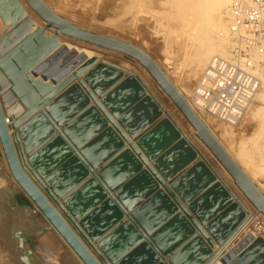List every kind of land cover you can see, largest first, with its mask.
Segmentation results:
<instances>
[{
  "label": "rangeland",
  "instance_id": "1",
  "mask_svg": "<svg viewBox=\"0 0 264 264\" xmlns=\"http://www.w3.org/2000/svg\"><path fill=\"white\" fill-rule=\"evenodd\" d=\"M21 1H23L25 8L30 10L28 14L31 17L28 16V19L35 21L39 25L37 28H45V21L29 8L24 0ZM43 2H45L56 14L64 17L75 25L93 32L127 41L142 49L153 59L157 66L161 68L177 90L191 100L193 87L202 69L212 56L226 52V43L228 41V11L233 0H218L214 6L210 3L211 0H43ZM200 10L201 12L205 11V16L202 18L201 22H199L198 19V12L201 13ZM206 10L209 13L207 12L206 14ZM203 23L204 25H202ZM53 32L54 28H49L46 30V35H52ZM57 37L58 40L63 41L64 39V42H72L71 44L73 45L79 43L77 46L80 45V47L87 46L89 49L91 48V50L96 53V55H94L96 63L91 66L92 69L95 66H102L105 69H109L113 73H116V75L118 74L113 81H120L119 83L129 81V83L137 89L138 95L128 96L127 100L129 103L126 106L120 108V106L115 104L125 98L120 97L116 99L117 102H113L112 108H110L111 106H107L104 103L103 98L106 96V93L114 89L116 83L114 84L113 81L110 82V84L113 83L111 89L104 92L105 94H102L105 89H108L107 87L96 92L86 80L85 82L83 81L85 87H87L92 92L91 94L97 98V101L99 100V103L103 105V109H105L110 116L108 118L98 104L91 98L92 96L88 95L84 85L80 83V80L82 78L84 80V76L90 70H85L78 78L74 79L73 82L78 83L80 91L83 93L82 95L89 96V104L94 105V108L105 119V123L101 125L99 131H97V135L92 136L93 140L95 139L99 142L100 148H107L108 144L114 142L122 143L126 134L131 139V142L133 141L135 143L142 135L150 131L156 123L167 122L170 126V134L165 139L166 141L169 139V143L152 144L147 149L139 148V153H141L143 158H141L140 155L138 156V154L136 155L132 149V145L126 142H123L125 144L122 149L128 151V162L136 165V170L131 175L140 176V178L145 181L149 179L153 181L151 185L153 184L154 187L150 195L157 194L156 197L159 198V204L157 203V209L159 210L157 223L169 225L168 229L173 233L187 228L189 225L192 226V235H197L202 240V246H200L198 254V260L200 261L198 264H211L215 257L221 255L223 249V251H225L229 247L233 242L231 240L234 237L237 238L236 236H238V233L240 234L239 229H241V227L239 225L246 217L248 216L251 220H253V217L256 218L257 210L235 186L231 176L222 168L204 143L194 134V128L191 124L138 61L124 53L73 39L67 35L59 34ZM0 45H2L0 46L1 52L6 45ZM205 47L209 49L210 52L201 54L200 50ZM62 54L63 53L60 52L53 57L52 61H55L54 64L56 68L60 67V65L68 66V64L72 63L74 60V58L70 57L72 53L69 50H67V53L65 52V54ZM65 55H67V57ZM98 81L99 79H97L96 83ZM1 87L2 79H0V93L2 95L3 92ZM17 100L16 97L13 98V102H17ZM195 109L197 108L195 107ZM4 112L8 121L11 122L14 117H9L8 107H5ZM163 113L166 115L162 116ZM199 113L201 120L219 143L221 142L234 158L237 157L238 161L242 162L255 173L257 184H264V83L246 113L241 115L234 123H226L208 116L205 113ZM121 120L124 121L121 122ZM153 124L155 125L152 126ZM10 130L12 132L14 128ZM68 149H71L69 144ZM169 153L173 154V156L169 155ZM201 154L203 155L201 156ZM70 158L75 162L68 165V167L65 168L66 171L64 170V176L67 177V179L71 180L73 177L77 176L78 174L76 173L81 167L83 169H89L88 172L91 173V176L88 178L86 175L83 181L87 182L90 178H96L99 170L92 166L88 167L90 162L86 155L80 152V149H76V151L72 149V152L64 159V162L68 159L71 160ZM168 162L169 165L166 167L165 164ZM3 163L5 164L3 155L0 151V169L5 171L4 167H6V164L4 165ZM198 163H201L210 171L206 173L207 176L201 180L202 182L208 183L204 184V187L202 186L200 189H196L195 195L184 197L176 192L174 183L172 182V175L179 172L183 166L193 164L192 167H194V165ZM209 163L212 167H210ZM168 173L171 174L168 175ZM179 174L180 173L176 174V176H179ZM131 175L123 179V184L121 186H124V184L133 178ZM156 175L159 176V178ZM221 178L224 182H222L223 180ZM65 181L66 180H64V182ZM225 183L241 201V206L240 204H236L233 197H229L231 193ZM215 185L220 188L217 187L218 189H216ZM166 187H169V189L181 199L185 207L189 209L191 213V206L201 207L200 209L203 208L202 213H200L201 217L197 218H199V223L203 222L206 224L204 229L210 240L197 230V227L180 208ZM107 188L106 198H110L113 204V210L117 211V214H121L115 223L118 222L122 224L131 222L133 210L123 205V202L116 197L114 190L109 187ZM261 190L262 193H264V185ZM17 191L23 201L31 208H34V206L28 202L22 191L18 188ZM225 192H227V194H225ZM224 196H226L225 199L227 202H224ZM146 200L148 199H143L139 205ZM243 206L246 207L249 212H246V214L238 213L240 207L243 208ZM37 213L38 217H41L38 211ZM236 213L238 214L236 215ZM192 214L195 217L194 213ZM214 223L219 225V228L217 227L215 229L216 231L212 230L213 227H216L213 226ZM204 224H201V226H204ZM195 229L196 233L194 231ZM49 231L50 230L47 229L46 232ZM148 235L150 237L144 242H147L153 252H156L157 255L164 260L167 254L162 253L160 247L152 239L151 233H148ZM258 236L261 238V241L264 240V232H259ZM92 251L94 252L95 250L92 249ZM94 254L98 256L97 252H94ZM239 255L240 254L237 253L234 254L233 257L231 256L232 260L230 259L231 261L226 264H232ZM170 257L171 256H168L166 260L168 261ZM248 263L244 262V264Z\"/></svg>",
  "mask_w": 264,
  "mask_h": 264
},
{
  "label": "water",
  "instance_id": "2",
  "mask_svg": "<svg viewBox=\"0 0 264 264\" xmlns=\"http://www.w3.org/2000/svg\"><path fill=\"white\" fill-rule=\"evenodd\" d=\"M24 1L43 21H45V28L43 29L37 28L30 32V24L31 22L33 23V21L31 22L23 21V22L15 23L17 18L18 17L20 18L24 12L21 3L19 2V0H0V11H1L0 16L3 21L5 22L9 21L11 25L13 24V28L10 30V34L14 36V41L11 40L10 43L8 42V34L4 35L0 39V44L3 43L4 45H6V47L7 45L10 44L12 45L10 48L7 47L4 53L2 52L3 54L0 56V70L3 72V74L7 77V79L11 83L10 86L11 92L25 108V111L19 114L13 121L12 123L13 128H16L17 126L25 122L31 115H33L38 110L39 107L43 106L45 103L50 101L56 94H58L61 90H63L67 85L72 83L74 79L78 78V76L82 72H84L85 70H89L91 66H93L96 63V58L90 57L86 59L84 62H82L79 66L74 67L73 69L69 67H71L74 63L69 65L67 69L69 68L70 71H68L65 77H63L52 88L47 82L40 80H33L31 78L32 76L29 74V70H32L37 65L45 66L47 64L46 61H44L45 56L53 54L59 49L58 47L59 40L57 37L59 34L67 35L73 39L81 40L87 43L94 44L99 47L124 53L127 56L138 61L147 70V72L151 75V77L154 79L156 84L169 97V99L173 102V104L177 107V109L183 114V116L194 128V134L204 143V145L212 153L215 159L222 165V167L231 176L233 183L236 185V187L243 193V195L247 198V200L256 209H258L264 214L263 193L257 188V186L253 183V181H251V179L243 172V170L233 160V158L229 155V153L225 150V148L219 143V141L215 138V136H213V134L207 128L205 123L199 118V116L195 113V111H193V109L187 103V101L182 96V94L177 90V88L168 79L165 73L157 66V64L147 53H145L142 49L138 48L137 46L127 41L114 38L111 36H107L102 33L93 32L69 22L62 16L56 14L45 2H43V0H24ZM11 11H12V15L10 14ZM10 16H12V19L10 18ZM49 28H54V32L52 35H46V30ZM59 53H56L54 57ZM92 70L94 71V72L91 71L92 75L90 74L91 73L90 71L87 73L86 76L89 78L86 81L96 91L99 88L102 89V86L104 84H105L104 87H107L108 90L111 89L113 83L114 84L116 83L114 89L117 86L119 87L115 92L113 91L114 89H112V91L110 92H114V93L111 95V97L108 96L107 100H104V103L107 106H111L110 108H112L113 102H117L116 99H119L120 97H125V98L115 104H117V106H120V108H122L123 106H126L129 103V101L127 100L128 96L138 95L137 89L133 87L132 84L129 83V81H125L123 83H119L120 81L118 82L113 81V79H115L118 74L116 75V73H113L109 69H105L102 66H95ZM97 79H99V81L96 83ZM112 81L113 83L110 84V82ZM80 83H82V85H84L85 87V83L83 81H80ZM85 88L86 91L88 92V95H91L93 97V94H91L92 92L87 87ZM106 90L107 89H105V91ZM74 92L77 94L78 100L80 101L86 100V96L82 95L83 93L80 91V87L74 89ZM107 95L108 93H106V96ZM73 100L69 98L67 100H64L61 104L58 105L60 106L58 112L61 116V119L64 116L66 117V115L69 114V111H71L70 107L71 104L74 102ZM97 104L102 109L104 114L109 118L110 116L107 113V111L103 109V105H101V103L99 102H97ZM86 110L88 111V116L83 117V122L85 124L83 125L84 127H82L80 130L79 128L78 130L77 129L76 130L73 129L69 131L66 130L69 127V124L73 123L75 119L69 121L66 118L62 119L64 120L63 124L65 123L66 124L65 127L63 128V130L65 129V133L61 134L60 132L61 135L59 134L57 137L59 138L58 142L60 143L59 144L60 147H56V149L52 148V146L51 148L48 147V152L44 154V157L46 159L51 160L50 157H54L55 161L59 163L57 170L54 172V175L57 176V173L58 175L59 174L60 175L57 181L53 182L52 188H58V189L66 188L67 185L72 181V179H75L80 174L83 175L85 171L89 170L87 168L83 169L81 167L79 171L76 173L78 175L73 177L71 180L67 179V177L64 176L65 168L68 167V165H71L75 162L71 158H70L71 160L68 159L64 162V159L68 157V155L72 152V149L74 151H76V149H80V152L86 155L87 159L90 162L88 164V167H91L94 166L97 159H99L100 156H102L103 151L106 150L110 151L111 147L117 146L118 144L121 145L120 144L121 142L120 143L114 142L112 144H108L107 148H103V147L100 148L99 142L95 139L94 141L92 136L97 135L98 133L97 131H99L101 125L105 123V119L95 108L90 109V107H87ZM122 121L124 120H121V122ZM161 123L159 124L156 123V125L159 126ZM167 125H168L167 122H163V124H161V126L159 127V131L161 133H159L158 135L157 133H154L150 136H146V134L142 135L141 137L145 139L143 143H142L143 140H141L142 143L141 148L147 149L152 144L156 145L163 142H164L163 144H168L169 139L168 141H166L165 139L170 134V130H169L170 126ZM166 126H167V131L165 130ZM36 128L38 127H35L34 129ZM51 132L48 133L43 139L38 141L35 145L30 147V149L26 150L25 152H27L28 154L32 152L31 154H33V152H35V150L41 147L44 143L52 140L55 136H57L55 134L53 135ZM80 132H82V134ZM26 134L29 137H32L33 135V133H26ZM14 137L16 144L20 145L19 135L15 133ZM36 137L37 135L33 136L32 140L33 141L36 140L37 139ZM68 144L71 146V149H68ZM0 146L4 157L3 159L7 164L9 172L13 177V179L23 190L22 193L27 198L28 202L34 207H36L38 209V212L46 218L48 223H50L58 231V233L62 236V238L66 241V243L74 250V252L77 254V256L81 259V261L84 264H101L97 259V257L95 256V254L87 247V245H85L81 237H83L85 241H87V243L91 246V248L95 250L94 245L91 243L89 239V236L91 235V232L94 231V229H96L97 227L99 228V226L100 229H102V224H103L102 222L105 220L112 221V225H116V224L121 225V223L118 222L115 223L117 221V218L121 214H117L116 213L117 211L113 210V204L110 198H106L105 199L106 201H104L106 204V210L105 207H103L104 205L103 202L101 205H97L98 202L96 200L98 196H101L104 193L106 194L108 189L107 187H109L110 189L115 191V194L119 192L118 194H116V197L123 202V205L125 207L129 208L127 205V199L125 193L123 191L128 192L126 191V189H128L126 188V186H128V184H131L133 186L135 185V183H131L132 180H130L126 184H124V186L121 185L119 186V184H123L122 182L123 179L131 175L136 170V165L128 162V157H127L128 152L125 153V157L129 165H131L132 173L129 170L125 169V172L122 171L123 175L119 176V174H117V178H116L117 183L115 182V180L111 181V183H113V186L112 184L106 183L104 181V175L103 176L102 174L99 175L100 170L105 165L104 164L100 167V169H98L99 172L96 178H90L87 182H85L83 181L86 176L84 173V176L79 183L80 187L77 186L73 191L68 193L71 190V188H73L71 187L68 191H66L61 195L63 197V200H65L72 194L76 193L78 190L80 189L83 190L85 185L87 186L90 183L88 185L86 192L85 193L83 192L84 194H86L85 196L87 195L89 196L88 197L89 199L84 200L85 196H80L81 194H78L76 196L77 197L76 200L74 199L70 201L69 208L66 209L65 207H61L59 205V207L63 211V214L69 218V220L75 227L76 231L81 235L80 237L79 234L67 223V221L63 218V216L55 209L51 201L45 196V194L41 191V189L37 186V184L33 181V179H31V177L25 172V170L21 166L19 156L17 155V150L15 149V143L13 141V137L9 132V127L7 125V118L5 116V113L3 112L1 102H0ZM121 149L122 147L118 148L114 152L115 155H113L114 154L113 153L110 156L112 158L111 161L125 151ZM137 154L140 155L141 158H143L141 153L137 152ZM169 155L173 156V154L171 153H169ZM20 156L23 160H25V157L22 154V152H20ZM193 164H191L189 168L186 169L184 172L180 173L179 176H176L178 172L175 175H172L173 178L172 182L174 183V188L176 192L183 195L184 197L188 195L189 196L195 195L196 189H200L204 184L208 183V182H202L201 180L205 176H207L206 173H209L210 171L206 167H204L201 163H198L194 165V167H192ZM165 165L166 167H168L169 162L166 163ZM25 166L28 169V171L33 175V177L39 181L41 187H43V189L47 192V194L51 196V199H53V201L56 202V199L52 194V192L48 189L47 185H45L42 181H40L39 176L31 168V166L28 163H25ZM191 169H192L191 174L193 176L184 177L183 174H185L188 170ZM170 174L168 173V175ZM137 177H138V181L142 180V182L137 183V187H139L141 192L144 194H146L147 191L152 192L154 186L153 184L151 185V183H153V181L151 179L145 181L144 179L140 178V176ZM157 177L159 178V176ZM183 177L184 180L181 179ZM64 180H66L67 182L66 181L64 182ZM217 187L219 186H216L215 188L218 189ZM166 188H168V192L170 193V195L174 198V200L177 202L180 208L185 212V214L191 219V221L197 227V229L201 231V234L206 236V238L210 240L209 236L205 232V229L201 227V224L198 221L199 218H197V217H201L200 213H202L203 208L200 209L201 207L198 208L191 206L192 213H194L196 217L195 218L193 214L189 211V209L185 207L181 199H179V197H177L175 193H173V191L169 189V187ZM121 192L124 193V195L121 194ZM156 195L155 194L152 195V198L147 200V202L149 201L148 203L150 204L153 203L152 206L153 208H155L151 214L146 213L144 217H140V213H138V211L140 208H144L145 206H147L145 205L146 201L144 203H141L137 207L136 204L135 205L136 208L133 209L132 212V217H131L132 221L125 223H129L130 225L137 226L138 231H140L142 227L143 229H145L147 224H160L157 223L159 216L157 203L159 198H157ZM225 197L226 196H224V202H227ZM29 208L31 207L27 205V209ZM31 209L32 211L37 212L34 208ZM74 209L76 213L80 214V217L82 218V220H79L80 223L75 220V217H73L72 212L74 211ZM88 211H90V213L89 215H86L87 214L86 212ZM168 226L169 225H167V228L159 230L156 233H151L149 232V230L147 231V228L145 230L147 233H151L152 239L160 247L162 253L169 254V256H171L169 259L171 264H198L200 262L198 260L199 259L198 254L200 251V246H202V241L199 243V245H197L196 250L195 248L193 249L189 247L191 248L190 256L191 257L193 256L191 258L192 261H190L189 258H185L180 251V249L183 248V246L187 245L190 240H193L197 236V235H192L191 226L189 225L187 228L179 230L176 233L175 232L173 233L170 229H168ZM213 226H216L212 228V230L214 231H216L215 229L217 227L219 228V225L216 223H214ZM47 228L48 226L45 225L42 228V230ZM111 231H114V229ZM100 234L101 233H99L96 236L99 238ZM126 235L127 234H124L123 237H125ZM167 241H169L170 244L173 246L172 247L170 245L172 249L171 248L169 249V247L167 246L166 244ZM117 242L118 240L115 242L114 247L118 245ZM251 243L245 245L241 249V251H239L240 253L238 252V254L240 255L232 262V264H244V262L247 263L249 262L250 264H264V245L262 246L261 243L258 241V243L249 246ZM125 244L126 247L129 244V242ZM141 244L140 246H137L136 250H133L131 252L132 253L131 255L128 254L129 256H125L121 260H119V263L120 264H149L150 262L156 263L157 258L155 252H153L151 247L147 245L145 242H142ZM166 246L167 249H169L168 251L167 250L165 251ZM175 247H177L178 250H175ZM111 248H109V250ZM141 248L142 249L145 248L149 251L151 250V252L147 251V253L144 252L143 254L142 251L144 250H142ZM101 250L103 251V254H105V256L109 259V253H108L109 250L106 251V253L104 252V249ZM178 251H179V255L176 257V255L174 254ZM95 252H97L98 255H100L99 251L95 250Z\"/></svg>",
  "mask_w": 264,
  "mask_h": 264
},
{
  "label": "bare ground",
  "instance_id": "3",
  "mask_svg": "<svg viewBox=\"0 0 264 264\" xmlns=\"http://www.w3.org/2000/svg\"><path fill=\"white\" fill-rule=\"evenodd\" d=\"M217 1L218 0H211L210 3L212 4V6H214L217 3ZM19 2L21 3V5L23 7L24 12H23V14L21 15L20 18L19 17L17 18L16 22L15 21H13V22H15V23H19V22H23V21L31 22L32 20H29L28 19L29 17H31L28 14V12L30 13V10H28V9L25 8L23 1L19 0ZM200 12H201V10H200ZM204 12L203 11L201 13L198 12V14H199L198 15L199 22H201L202 18L205 16L204 15ZM207 12L208 11L206 10V14H207ZM0 13H1V11H0ZM10 14L12 15V11L10 12ZM10 18L12 19V16H10ZM207 19H208V17H207ZM41 25H43V24H41ZM202 25H204V23ZM38 26L39 25L35 21H33V23L31 22V24H30V32L33 31V30H35V29H37ZM12 28H13V24L11 25L9 21H7V22L3 21L2 18H1V16H0V35H1L0 36V39L4 35L8 34V42L10 43L11 40L14 41V36H12L10 34V30ZM200 28H202V27H200ZM215 34H216V32H215ZM5 41H7V40H5ZM15 42H16V40H15ZM71 43L64 42V39H63V41L62 40H59V46H58L59 49L57 50L58 52L56 51L53 54H50L48 56H45V58H44L45 60L44 61H46L47 64L45 63L46 64L45 66H38L37 65L32 70H29V74L32 76L31 78L33 80H40V81L47 82V83H49L50 87L52 88L63 77H65V75L67 74V72L70 71L69 68H72L73 69L74 67L79 66L86 59H88L90 57H94V55H96V53L93 52L91 50V48L89 49L87 46H81L80 47V45L77 46L79 44L77 42H76L77 43L76 45H73ZM0 46H2V45H0ZM11 46H12L11 44L10 45H7V47H9V48ZM5 48L0 52V56L4 53ZM0 49H1V47H0ZM67 50H69L72 53L71 54L72 56H70V57L74 58V60L72 61V63L68 64V66L71 65V64H73V63L74 64L71 67H69L68 69H67V67H68L67 65L66 66L60 65V67H58L59 69L56 68L55 67V64H54L55 61H52L54 55L56 53H59V52L65 54V52L67 53ZM200 52H201V54H204V53L206 54V53H208L210 51H209V49H207L205 47L202 50H200ZM67 55H65V56L67 57ZM56 69H58V70H56ZM91 69L92 68L89 69L90 72L91 71L94 72ZM89 70H87V71H89ZM92 72L90 73L91 75H92ZM129 72H130V70H129ZM2 74H3L2 71H0V79H2V87L1 88H2V92H3L2 95L0 93V102H1V106H2L3 112L5 110V107H8V112H9L8 115H9V117H14L12 119V121L10 122V121H8V118H7L6 114H5V116L7 118V125L9 127V132H10L11 136L13 137V141L15 143V149L17 150V155L19 156V160L21 162V166L23 167V169L25 170V172L31 177V179H33V181L37 184V186L41 189V191L45 194V196L51 201V203L53 204V206L55 207V209L63 216V218L67 221V223L76 231L75 227L73 226V224L71 223V221L69 220V218L63 214V211L61 210V208L59 207V205L61 207H65L66 209L69 208L70 207L69 206L70 201L71 200H74V199L76 200L77 199L76 196L78 194H81L80 196H85L86 195L84 193L86 192V190L88 188V185L90 183L87 186L85 185V187L83 186L84 187L83 190L82 189L78 190L76 193L72 194L71 196H69L65 200H63V197L61 195L63 193H65L66 191H68L71 187H73V188H71V190L68 193H70L71 191H73L75 189V187L79 186L80 180H82V178L84 176V173H85V175H87L88 178L91 176V173L88 172L89 170L85 171L83 173V175L80 174L75 179H72V181L67 185L66 188H62V189L52 188L53 187V182L57 181V179L59 178V175H60V174L58 175V173H57V176L54 175V172L57 170V167H58L59 163L57 161H55V158L54 157H50L51 160L46 159L44 157V154L48 152V147L51 148V146H52V148H54V149H56V147H60V145H59L60 143L58 142L59 141V138H57V137L60 134V132H61V134L62 133H65V129L62 130L65 127V124H66V123L63 124V121H64V120H62L63 118L68 119V121L75 119V121L73 123H70L69 124V127L66 130H68V131L69 130H73V129H75V130L77 129L78 130V128L80 130L82 127H84L83 125L85 124L83 122V117L88 116V111L89 110L87 109L88 110L87 111L86 108L90 106V109H92V108H94V105H90L89 104L90 98L87 95H85L86 96V100H84V101L83 100L80 101V100L77 99V94L74 92V89L79 88V86H78V83L77 82H72L69 85H67L63 90H61L58 94H56L50 101H48L47 103H45L43 106L39 107L38 110L33 115H31L21 125H19L16 128H14V130L11 132L10 129L13 128L12 127L13 121L15 120V118L19 114H21L23 111H25V108L19 102V100H17V102L16 101L13 102V98L15 96L13 95V93L10 90L11 83L9 82V80L7 79V77L4 74L3 75ZM86 75L84 76V80L82 78L80 81H84L85 82V80H87L89 78ZM104 85L102 86V88L104 87ZM119 86H121V85H119ZM118 88L119 87L117 86L113 91L114 92L117 91ZM99 89L96 92H98V91L101 90V89L100 90ZM104 91L102 92V94L104 93ZM107 91H108V89L105 92H107ZM114 92H109L108 95L106 96L107 98L104 97L103 100H107L108 99V96L111 97V95ZM182 96L185 98V100L190 105V107L193 109V111H195V113L201 119L200 113L198 112L197 109H195V107H194L193 103L191 102V100H189L183 94H182ZM93 97H91V98L97 104V102H99V100L97 101V98L95 96H93ZM69 98H71L72 100L74 99L73 100L74 102L73 103L71 102L72 103L71 104V107H70V110L71 111H69V114L66 115V117L64 116L61 119V116H60V114L58 112V109L60 108V106H58V105L61 104L64 100H67ZM165 115H166L165 113L162 114V116H165ZM161 124H163V122ZM161 124L159 126H157V125L154 126L155 124H153L152 126H154V127H152L150 129V131H148L146 133V136H150V135H152L154 133H157V135L159 133H161L159 131V127L161 126ZM49 125H50V127H49ZM167 126H166V129H165L166 131H167ZM35 127H38V128L34 129ZM229 127H227V128H229ZM50 132L53 135L55 134L57 136H55L52 140L47 141L46 143H44L41 147H39L37 150H35V152H33V154H31L32 152H30L29 154L27 152H25L26 150H29L30 147H32L33 145H35L38 141H40L41 139H43ZM82 132H84V131H82ZM82 132H80V133L82 134ZM15 133L19 135L20 145H17L16 144L15 137H14V134ZM26 133H33L32 137L37 135V137H36L37 139L34 140L35 142L32 140V137L27 136ZM185 135H186V133H185ZM144 139L145 138H142L141 137L137 142L134 143L133 141L131 142V139L126 134V137L124 136V141L123 142H126L129 145H132V147H133L132 149H133L134 153H136V155H137V152L138 153L140 152L139 151V148H141V144L144 142ZM141 140H143L142 143H141ZM123 142L120 143L121 145L118 144L117 146L111 147L110 151H107V150L106 151H103L102 152L103 153L102 156H100V158L97 159V161L94 164V166H92L93 168L100 169V167L105 164L103 166V168L100 170L99 175L100 174H102V176L104 175V181L106 183L112 184V186H113V183H111V181H114L115 180V182H116L117 174H119V176L123 175V172H125V169L126 170H129L132 173L131 165H129V163L127 162V159L125 157V153L128 152L127 150H125L124 152H122L118 157H116L114 160L111 161L112 158L110 156L118 148L123 147V145L125 144ZM223 147L229 153V151L226 149V147L224 145H223ZM0 151L2 153L1 146H0ZM20 152H22V154L24 155L25 160H23L21 158ZM2 155H3V153H2ZM113 155H115V153ZM202 155L203 154H201V156ZM229 155L239 165V167L243 170V172L251 179V181H253V183L255 182L254 184L256 185L258 182L256 181L255 173L250 168L246 167L242 162L238 161V158L237 157L234 158L230 153H229ZM25 163H28L31 166V168L37 173V175L40 178V181H42L45 185H47L48 189L54 195V197L56 199V202H54L53 199H51V196H49V194H47V192L43 189V187H41L39 181L36 180L33 177V175L28 171V169L25 166ZM5 164H6V162H5ZM96 165H99V166H96ZM189 166L190 165L183 166L178 173L184 172L186 169L189 168ZM210 167H212L211 164H210ZM4 168H5V171L3 169H0V187H1L0 194H1L2 191H4L5 194H9V191L11 192V191H13V189H16V188H18L21 191H23L21 189V187L17 184V182L11 176V174L9 172V169L7 167V164H6V167H4ZM192 169L191 170H188L185 174H183L184 177H186V176H193L191 174L192 173ZM131 176H133V175H131ZM217 176L221 177L220 175H217ZM184 177L181 178V179L184 180ZM131 179H132V182L131 183H135V185L132 186L131 184H128V186H126V188H128V189H126V191H128V192H125V191H123V192L125 193V196H126V199H127V205L129 207V209L130 210H133L134 208H136L139 205V203L143 199H150L152 196L150 195L151 194L150 191H147L146 194H144V193L141 192V190L139 189V187H137V183L142 182V180L141 181L140 180L138 181L137 175L133 176V178H131ZM218 180H219V178H218ZM222 182H224V180ZM120 185H122V184H119V186ZM225 185H227V184L225 183ZM257 185H256L257 188L262 192L261 188L263 187L264 184H261L260 183V184H257ZM4 187H8L10 190H7V189L5 190ZM227 188L230 190V193H231V195H229V197H233V199L236 202V204H240V206H241L242 203L238 199V197L236 196V194L233 192V190H231L228 187V185H227ZM227 192H225V193L227 194ZM118 193L119 192H117L116 194H118ZM124 193L121 192V194H123V195H124ZM104 194H102L101 196H98V198H97L96 201L98 202L97 205H101L102 202H103V204L105 205V206L103 205V207H105V210H106V204H105L104 201H106L105 199H106V196H107V192H106L105 195ZM149 196H150V198H149ZM88 197H89L88 195L85 196L84 200L89 199ZM148 202L146 200V204L145 205H147V206H145L144 208H140L139 209L138 213H140V217H144L146 213L147 214H151L154 211L155 208H153V206H152L153 203L150 204ZM135 205H136V207H135ZM34 209L36 211H38V209L36 207H34ZM256 210H257V213L255 212L257 214L256 218L253 217V220H251L248 216H247L248 219L246 217V219L239 225L241 227V229H239L240 230V234L238 233V236H236L237 238L234 237L231 240L233 242L229 245V247L225 251H223L224 249L221 251L222 253H221V255L219 257H215L214 260L212 259L213 261L211 262V264H226L227 262H230L232 260L231 259V256L233 257L234 254H237L239 251H241V249L245 245H247L248 243H251L252 242L249 245V246H251L252 244L254 245V244L258 243V241H259L262 246L264 245V240L261 241L260 240L261 238L258 236V233L259 232L260 233L261 232H264V214L261 211H259L258 209H256ZM246 212H249V211L244 206H243V208L240 207V209L238 210V213H240V214L241 213L246 214ZM86 213H85L86 215H89L90 211H88ZM238 213H236V215ZM72 214H73V217H75V220L77 222H79V220H82V218L80 217V214L76 213L75 209L72 212ZM98 214H100V213H98ZM2 219L3 220H0V259L2 261V264L11 263V261L14 260V259H15V262H16V260H17L16 255L13 254V251L11 250V248H13V246H11V243H14L15 244V242H14L15 239H13V237L10 236L9 237V241H8V240H4L1 237V235L3 234L2 232H5L4 230H5L6 226H7V223H8L7 221L9 220V218L4 217ZM37 220H38L39 225L41 227H44L45 225H47L48 226L47 229L50 230L49 232H44V233L39 232V233H42V234H38V235L36 234L37 236L35 237V242H36V248H37L36 251L37 252H36V255L35 256L37 258L38 264H84L81 261V259L77 256V254L74 252V250L66 243V241L62 238V236L58 233V231L50 223H48V221L46 220V218L43 215H41V217H38ZM102 223H103L102 224V229H100V226H99V228L97 227L96 229H94V231L91 232V235L89 236V239H90L91 243L94 245V249L96 251H99L100 252V255L97 256L95 254V256L97 257V259L99 260V262L101 264H120L119 263V260H121L125 256H129L128 254L131 255L132 254L131 252L133 250H136L137 246H140V244L142 242L146 241V239L148 237H150L148 235V233L146 232V230H145L146 228H147V231L149 230V232H151V233H156L159 230H162V229L167 228V225L166 224H161V223L160 224H147V226H146L145 229H143V227H142V229L140 231H138L137 230V226L130 225L129 223H125V224H121V225H119V224L118 225L117 224L116 225H112V221H107V220L103 221ZM201 224H204V223L202 222ZM205 226H206V224H204V226L202 225L201 227L204 229ZM47 229H45V230H47ZM113 229H114V231H111ZM197 230L200 231L199 229H197ZM192 231H193V227L191 226V232ZM194 231L196 233V229ZM99 233H101V234H100V236L98 238L96 235H98ZM200 233H201V231H200ZM124 234H127V235L125 237H123ZM79 236L81 237L80 234H79ZM233 236H235V235H233ZM96 238H98V239H96ZM81 239L83 240V242L85 243V245H87V247L89 249H91V251H92V248L87 243V241H85V239L83 237H81ZM117 240H118V242H117L118 245H116L114 247V244H115V242ZM201 241H202L201 238H199L198 236L195 237L193 240H190L187 245L183 246V248L180 249L182 255L185 258H189L190 261H192L191 258L193 256L192 257L190 256L191 248H193V249L195 248V250H196L197 245H199V243ZM127 242H129V244L125 247V245H126L125 243H127ZM122 243H124V244H122ZM166 244H167V246L170 249L171 248L170 247V245H171L170 242L167 241ZM147 245H148V243H147ZM167 246L165 247V251L166 250L167 251L169 250V249H167ZM177 247H175V250H178L179 247L178 248ZM189 247H191V248H189ZM109 248H111V249L109 250ZM101 249H104V252L105 253H106V251L109 250L108 251V253H109V259L105 256V254H103V251ZM142 250H144V251H142L143 254H144V252L147 253V251L148 252H151V250L149 251V250H147L145 248H143ZM155 255H156V258H157V261L156 262H158V264L159 263L160 264H162V263L163 264L164 263L165 264H171L170 260H168V261L166 260L168 258V256H169V254L165 255V259L164 260H162L160 258V256L157 255L156 252H155ZM174 255H176V257H177L179 255V251L176 252ZM154 263L153 262H150L149 264H154ZM17 264H19L18 261H17Z\"/></svg>",
  "mask_w": 264,
  "mask_h": 264
},
{
  "label": "built area",
  "instance_id": "4",
  "mask_svg": "<svg viewBox=\"0 0 264 264\" xmlns=\"http://www.w3.org/2000/svg\"><path fill=\"white\" fill-rule=\"evenodd\" d=\"M227 40L226 52L202 69L191 100L199 112L234 123L264 83V0H233Z\"/></svg>",
  "mask_w": 264,
  "mask_h": 264
},
{
  "label": "flooded vegetation",
  "instance_id": "5",
  "mask_svg": "<svg viewBox=\"0 0 264 264\" xmlns=\"http://www.w3.org/2000/svg\"><path fill=\"white\" fill-rule=\"evenodd\" d=\"M4 189L10 190L8 187H4ZM27 205L19 195L17 188L9 191V194H5L4 191L0 194V220H3L4 217L9 218L5 232H2L1 237L8 241L10 236L15 239V244L11 243L13 246L11 250L17 258L16 262L14 259L11 263L6 264H17V261L19 264H38L35 256L37 252L35 237L47 230H42L43 227L37 220L38 213L32 211L31 208L27 209ZM0 263L2 264L1 259Z\"/></svg>",
  "mask_w": 264,
  "mask_h": 264
}]
</instances>
